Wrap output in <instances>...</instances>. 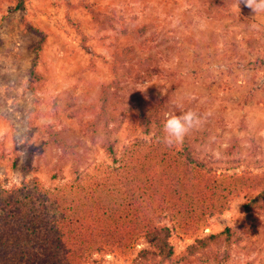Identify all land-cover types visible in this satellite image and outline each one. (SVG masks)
<instances>
[{"label": "rangeland", "instance_id": "rangeland-1", "mask_svg": "<svg viewBox=\"0 0 264 264\" xmlns=\"http://www.w3.org/2000/svg\"><path fill=\"white\" fill-rule=\"evenodd\" d=\"M12 1L0 0V189H22L27 209L37 218L58 217L68 208L80 212L83 205L111 207L142 199L133 189L138 180L130 176L132 166L145 175L165 153L175 157V148L161 142L163 135L151 133L146 139L133 126L129 102L123 105L124 125L112 133L116 164L100 147L101 138L86 131L98 113L101 87L114 79V55L126 46L132 47L131 65L125 64L131 74L112 90L125 101L138 92L152 103L165 99L168 114L196 111L206 121L199 131H208L197 148L199 158L213 177L224 186L250 176L264 185V63L258 62L264 61V13L243 5L238 12L235 0H27L21 12ZM93 13L104 21L97 22ZM23 17L46 34L34 91L29 89V47L37 37L25 31ZM146 58L151 60L141 72L139 60ZM47 128L75 144L72 154L61 158L60 148L48 141ZM229 146L230 158L223 155ZM228 161L235 162L230 169ZM56 167L62 178L52 182ZM226 189L216 203L219 212L211 218L197 214L193 226L171 215L169 207L154 208V222L169 229L173 254L146 264H216L212 249L218 246L204 249L207 256L186 250L225 228L240 238L229 246L226 239L221 242L218 251L226 264H264V210L245 208L264 187L240 195V187L235 193ZM146 240L140 237L120 251L92 253L85 264H142L139 251L155 250Z\"/></svg>", "mask_w": 264, "mask_h": 264}, {"label": "trees", "instance_id": "trees-1", "mask_svg": "<svg viewBox=\"0 0 264 264\" xmlns=\"http://www.w3.org/2000/svg\"><path fill=\"white\" fill-rule=\"evenodd\" d=\"M12 2L15 9L21 12L25 9L27 0ZM93 14L97 22L104 21L99 14ZM22 23L26 32L37 37L29 47L33 55L29 71V89L34 91L40 81L35 67L40 63L39 54L45 46L46 34L24 17ZM76 30L81 34V38L86 40L83 33H80L78 28ZM131 52L132 47L126 46L114 55L112 65L114 79L110 84L101 87L98 95L100 105L98 113L86 124L87 133L101 138L100 147L113 164L118 162V154L117 140L112 137V133L119 132L126 121L124 104L129 102V110L133 111V126L144 135L151 133L156 136L164 135L165 113L168 114L170 110L165 99L152 103L148 97L138 92L129 98V101H125L123 96H118L115 90H112L131 74V69L128 70L125 66L131 65L132 58L128 57ZM150 60V58L139 60L141 72L148 68ZM258 62L264 63L262 60ZM138 74L141 75L139 71ZM135 79L136 77L133 80ZM69 116L71 118L75 116L73 111ZM59 132L47 128L48 141L60 148L63 158L72 154L75 144L64 141L59 137ZM207 135L206 130H196L188 135L182 146H174L176 154L173 159L171 154L165 153L161 161L158 164L154 162L151 170L145 175L132 166L130 176L136 178L139 183L134 185L133 189L136 188L140 192L142 199L135 194L136 197L130 198L126 203H113L111 207L105 204L89 207L83 205L80 212L68 208L64 209L60 216H51L42 221L37 218L39 215L34 210H30L29 207L27 209L23 201L26 196L21 197L22 189L5 192L0 189V264H85L92 253L112 252L115 249L120 251L130 244H135L140 237H145L155 249L139 251L138 259L142 264L155 262L158 256L161 260L171 259L173 248L168 241L169 229L154 222L151 216L154 208L159 211L163 206L169 207V213L181 216V220L189 227L197 223V214L201 215L200 218H211L219 212L216 203L223 199L227 186L232 188L233 193L237 187L242 188L238 195L255 194L259 188L264 187L261 180L251 176L234 183L228 180L227 186H224L223 182H218L213 177L211 168L206 167L207 162L199 158L200 152L197 150L203 146ZM223 155L230 158V146L224 150ZM227 163L229 164L227 168L230 169V163L235 162ZM22 165L26 171H31L27 163ZM236 166L233 165V168ZM51 172L52 182L62 178L60 168H52ZM76 173L77 170H74V174ZM153 187L155 192L149 190ZM245 208L247 212L263 211L264 191L259 192ZM223 239H226L225 244L229 246L231 241L237 243L240 238L237 237L236 230L225 228L217 235L199 240L197 246H189L186 251L193 254L201 250L207 256L204 249L209 247L211 249V244L219 248ZM218 248L212 249L213 260L217 262L216 264H226L227 259L220 256Z\"/></svg>", "mask_w": 264, "mask_h": 264}, {"label": "clouds", "instance_id": "clouds-1", "mask_svg": "<svg viewBox=\"0 0 264 264\" xmlns=\"http://www.w3.org/2000/svg\"><path fill=\"white\" fill-rule=\"evenodd\" d=\"M240 5L250 9L253 13H264V0H235L233 7L239 12ZM255 28L256 25H252ZM205 118L193 110H187L182 114H169L163 124L164 135L161 142L167 148L182 146L185 138L193 131L199 130L205 123ZM146 139L151 138V134L145 135Z\"/></svg>", "mask_w": 264, "mask_h": 264}]
</instances>
